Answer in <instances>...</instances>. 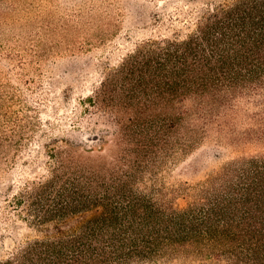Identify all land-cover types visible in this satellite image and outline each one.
Returning a JSON list of instances; mask_svg holds the SVG:
<instances>
[{
  "label": "trees",
  "instance_id": "1",
  "mask_svg": "<svg viewBox=\"0 0 264 264\" xmlns=\"http://www.w3.org/2000/svg\"><path fill=\"white\" fill-rule=\"evenodd\" d=\"M170 3L151 19L166 31L89 97L123 128L113 137L120 149L95 157L72 138L47 146L48 176L18 197L34 235L0 264H264V0H182L168 20ZM250 109L255 126L219 143L239 157L198 186L161 183L177 147L192 153L201 131L224 132ZM189 114L194 123L176 136Z\"/></svg>",
  "mask_w": 264,
  "mask_h": 264
},
{
  "label": "rangeland",
  "instance_id": "2",
  "mask_svg": "<svg viewBox=\"0 0 264 264\" xmlns=\"http://www.w3.org/2000/svg\"><path fill=\"white\" fill-rule=\"evenodd\" d=\"M169 1L0 0V259L34 235L18 197L48 176L54 161L47 146H65L62 139L72 138L79 150L95 157L120 149L113 137L123 128L111 113L97 112L89 97L140 44L166 31L151 19ZM182 5V0H172L166 18L176 17ZM255 111L230 116L224 132L217 126L201 131L192 153L177 147L161 168V183L180 190L216 175L240 155L238 147L219 143L231 129L240 133L255 126L249 120ZM194 121L191 114L184 116L176 136ZM103 134L109 142L100 151ZM262 148L242 150L251 154Z\"/></svg>",
  "mask_w": 264,
  "mask_h": 264
}]
</instances>
